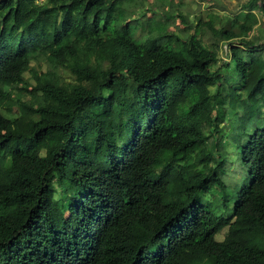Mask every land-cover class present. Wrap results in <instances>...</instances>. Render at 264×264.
Listing matches in <instances>:
<instances>
[{
    "label": "trees",
    "instance_id": "16d2710c",
    "mask_svg": "<svg viewBox=\"0 0 264 264\" xmlns=\"http://www.w3.org/2000/svg\"><path fill=\"white\" fill-rule=\"evenodd\" d=\"M138 1L0 0V264H264V0Z\"/></svg>",
    "mask_w": 264,
    "mask_h": 264
},
{
    "label": "rangeland",
    "instance_id": "374dc122",
    "mask_svg": "<svg viewBox=\"0 0 264 264\" xmlns=\"http://www.w3.org/2000/svg\"><path fill=\"white\" fill-rule=\"evenodd\" d=\"M238 2L239 0H173L174 6H176L179 12L183 13L187 21L190 23H196L199 18L207 19V15H211L215 26H219L221 24H231L243 20L244 15L237 12ZM152 3L160 5L161 1L151 0V4ZM210 3L211 5H209ZM139 6L140 4L138 0H123L121 6L115 7V11L119 13L120 19L123 20V18L131 11H134L136 16L140 15L141 10ZM180 25L178 28L182 29L183 27ZM167 26L172 31L177 30L176 24L173 22L168 23ZM224 59L225 58H223V60ZM241 103L243 104L245 110L249 109V106L246 104V100H242ZM238 124L239 123L236 122V125ZM223 130L225 132V138L228 139L225 149L228 167L231 168V170L236 169L238 172H241L242 167H240L239 163V152L236 148L237 146L234 145V141L230 139V137H232L230 125L226 123ZM235 175V173L230 172L229 177H231L232 180L238 179L240 183L246 182L244 175H237L236 177ZM224 234L225 233H221L218 239L221 240ZM236 238L247 244L252 243V241L244 235H237Z\"/></svg>",
    "mask_w": 264,
    "mask_h": 264
}]
</instances>
